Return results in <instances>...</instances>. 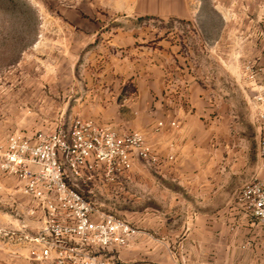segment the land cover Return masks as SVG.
I'll use <instances>...</instances> for the list:
<instances>
[{
  "label": "crops",
  "instance_id": "obj_1",
  "mask_svg": "<svg viewBox=\"0 0 264 264\" xmlns=\"http://www.w3.org/2000/svg\"><path fill=\"white\" fill-rule=\"evenodd\" d=\"M170 1L160 7L164 23L193 20L186 0ZM108 38L111 46L126 43V55L114 59L115 50L105 58L95 46L91 62L103 64L86 81L83 118L121 135L141 132L159 159H134L131 170L114 180L103 169L91 180L69 177L101 211L138 229L127 247L110 249L109 258L124 264H264V225L234 202L260 174V142L246 134L236 140L217 125L227 104L166 28L158 34L117 31ZM259 132L261 137V126ZM109 200L113 209L100 203Z\"/></svg>",
  "mask_w": 264,
  "mask_h": 264
},
{
  "label": "rangeland",
  "instance_id": "obj_2",
  "mask_svg": "<svg viewBox=\"0 0 264 264\" xmlns=\"http://www.w3.org/2000/svg\"><path fill=\"white\" fill-rule=\"evenodd\" d=\"M186 1L193 20L164 23L160 7L167 0H0V147L15 133L34 137L55 129L61 115L67 127L83 118L86 81L103 64L91 62L95 46L105 58L116 50L118 59L126 55V43L107 42L117 31L158 34L165 28L227 104L217 125L236 140L247 135L258 145L264 0ZM149 15L156 18H139ZM100 203L113 209L110 200ZM28 204L19 182L0 171V264H24V237L38 226L27 214Z\"/></svg>",
  "mask_w": 264,
  "mask_h": 264
},
{
  "label": "built area",
  "instance_id": "obj_3",
  "mask_svg": "<svg viewBox=\"0 0 264 264\" xmlns=\"http://www.w3.org/2000/svg\"><path fill=\"white\" fill-rule=\"evenodd\" d=\"M262 136L260 174L241 187L236 205L264 225V93L256 96ZM61 115L55 129L26 137L12 134L0 147V171L15 178L38 221L25 235L26 264H124L109 258L127 247L138 229L124 218L101 211L69 182L103 169L109 180L130 171L134 159L159 161L141 132L119 134L111 126L78 117L67 127ZM175 125V123H172ZM163 123H159L162 127Z\"/></svg>",
  "mask_w": 264,
  "mask_h": 264
}]
</instances>
